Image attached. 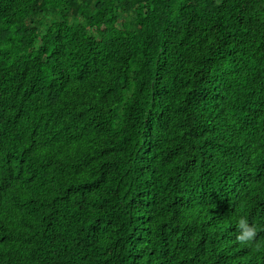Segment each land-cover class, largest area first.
<instances>
[{
    "label": "trees",
    "instance_id": "obj_1",
    "mask_svg": "<svg viewBox=\"0 0 264 264\" xmlns=\"http://www.w3.org/2000/svg\"><path fill=\"white\" fill-rule=\"evenodd\" d=\"M0 264H264V0H0Z\"/></svg>",
    "mask_w": 264,
    "mask_h": 264
},
{
    "label": "clouds",
    "instance_id": "obj_2",
    "mask_svg": "<svg viewBox=\"0 0 264 264\" xmlns=\"http://www.w3.org/2000/svg\"><path fill=\"white\" fill-rule=\"evenodd\" d=\"M239 235L237 240L244 245L252 244L257 236V227L250 225L246 216H241L238 220Z\"/></svg>",
    "mask_w": 264,
    "mask_h": 264
}]
</instances>
